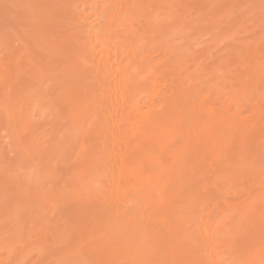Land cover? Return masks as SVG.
<instances>
[{"label": "rangeland", "instance_id": "rangeland-1", "mask_svg": "<svg viewBox=\"0 0 264 264\" xmlns=\"http://www.w3.org/2000/svg\"><path fill=\"white\" fill-rule=\"evenodd\" d=\"M149 2L150 8L139 17L135 11L127 13V17L125 11L105 12L108 15L104 19L110 27L108 40L126 47L130 54L135 51L141 56L143 50L152 52L155 65L152 73L158 78V89L163 93L168 91L166 85L173 83L174 75L198 84L197 96L203 108L214 113L211 124H215L216 130L221 129L216 120L220 116L226 118L227 111L234 115L238 130L261 118L260 115L264 117L261 0ZM101 3L0 0V264H81L83 261V264H128L127 256L134 249L132 240L138 237L135 229L118 231L122 221H126L125 206H122L121 219L114 223L111 222L113 202H102L99 195L93 197L74 189L76 176L89 168L81 155L84 152L96 155L95 138H98L93 130L84 129V123L75 134L68 129L70 122L77 120L78 114L85 113L93 102L98 86L93 72L83 62L91 53L85 32L80 33L78 11L89 16L88 22L94 24L95 15L102 12ZM5 4L17 6L11 10L7 22ZM109 21L113 23L108 24ZM97 31L94 27V33ZM114 69L118 70L117 65ZM36 70L40 72L38 75ZM43 93L49 94L47 102L58 118L45 126L35 117L36 134L31 141V136L22 132L18 114L29 101L34 106L35 97H45ZM230 97L234 101L229 105ZM159 101L160 96L150 92L141 96L142 104ZM221 101H226L228 109L221 108ZM183 108L181 105L178 109ZM9 111L13 112L12 118L8 117ZM193 117L196 127L208 125L204 116L195 113ZM227 124L228 121L223 125ZM253 133L249 134L253 136ZM250 135L241 155L238 133H229L227 136L232 139L220 149V155L228 157L227 167L248 169L244 178L229 190L216 195L211 186L216 177H205L206 170L201 171L196 165L190 169L197 176L190 189L197 201L184 209H177L175 202L170 209H163L168 218L165 228L179 226L183 237L166 235L156 242L149 238L146 249L154 248L158 256L150 260L145 250L144 264H192L190 259L183 258L182 252L190 253V258L194 257L191 254H197L198 261L206 264H213L215 260L217 264H227V253L235 256L237 246L248 235L252 236L250 243L257 236L264 239L263 216L260 227L249 231L247 225H242L237 232L220 236L216 244L206 249L214 252L212 259L203 249L207 246L203 238L209 234L195 232L203 216L204 220L208 216L213 221L234 208L232 217L245 214L249 219L251 214L246 210L264 204V183L259 171L264 160V144ZM145 153L151 155L152 150L147 146ZM96 159L92 158V162ZM35 174L39 178L31 179ZM147 182L142 188L146 189ZM48 188H52L50 192L55 194V199L45 202L41 197ZM169 211L176 216L169 218ZM162 220L153 224L154 231L164 228ZM110 228L117 229L114 233L118 239L108 244L106 236ZM161 231L168 234L166 229ZM250 248L264 258V242Z\"/></svg>", "mask_w": 264, "mask_h": 264}, {"label": "bare ground", "instance_id": "bare-ground-1", "mask_svg": "<svg viewBox=\"0 0 264 264\" xmlns=\"http://www.w3.org/2000/svg\"><path fill=\"white\" fill-rule=\"evenodd\" d=\"M92 1L93 5H97L99 1L102 2V12L95 15L96 20L93 21L94 24H91L88 22L89 16H84L79 10V24H77L79 27L81 24L80 33L85 32L87 48L91 53L89 59L83 58V62L86 63L87 69L93 72L98 86L93 102L87 107L85 113L78 114L77 120L70 122L68 129L70 128L75 134L81 123L82 125L84 123V129L93 130L98 136L95 138L97 153L88 155L84 152L81 155L89 168L84 174L76 176L74 189L78 190V193L84 192L93 197L99 195L102 197V202H113L115 210L111 222L115 223L116 220L121 219L124 212L122 206H125L126 221H122V226L118 231L131 227L135 229L134 232L138 233V237L132 240L135 244H133L134 249L127 256L128 264H144L142 256L145 253L150 254V260L158 256L154 254V251H157L154 248L150 251L146 249V241L149 238L156 242L166 235L174 236V238L178 235L182 236L179 226L173 229L171 226L165 228V225H168V218L167 213H163V209H170L174 202L175 205L177 204V209H184L197 201L193 196L194 193L190 192L197 176L190 169L196 165L201 171L206 170L205 177L215 176L211 186L216 191V195L235 186L236 182L244 178L248 169L242 167L232 170L231 167H227L228 157L221 156L220 149L232 139V137L228 138L229 133L239 134L241 138L240 155L250 132H254L250 138L255 137L264 144V117L260 115L261 118L238 130L239 124L233 122L234 115L227 111L226 118L220 116L216 120L221 128L216 130L215 124H211L214 113L208 109L205 110L201 99L199 100L197 96L198 84L188 82L185 78L179 79V75H174L173 83L167 84L168 91L163 93L158 89V78L152 73L155 68L152 62V52L148 53L143 50L141 56L135 51L130 54L126 52V47L108 40L110 27L104 19L108 15L105 12L108 10L110 13H113V10L117 13L125 11L124 15L127 17L129 13L135 11L139 17L141 13H145L150 8L149 0ZM111 1L113 3L108 5ZM129 2L132 3L127 4ZM106 5L108 7H105ZM112 23L113 21L108 22V24ZM94 27L98 28L96 33H94ZM116 65L118 70L114 69ZM35 73L38 75L40 72L36 70ZM196 73L195 76H199ZM145 92L160 96L158 104H142L141 96ZM179 93H184V96H180ZM48 95L44 94L45 97L41 99L35 97L37 98L33 101L35 105L33 106L29 101L23 105V109L18 114L22 132L30 135L31 141L35 139L36 134L35 127L37 126L33 124L35 117L45 126L52 125L58 118L51 109V104L47 102ZM227 101L230 105L234 99L230 97ZM225 103L226 101L220 102L221 108L228 109L229 106ZM181 105L184 108L179 111L178 108ZM237 108L239 109V106ZM9 113L8 117H11L13 112L9 111ZM195 113L197 116H204V121L208 122V125L205 126L203 123L199 128L196 127L193 117ZM48 117L50 119L47 120ZM227 121L229 124L223 125ZM122 138H124L123 141ZM147 146L152 150L151 155L145 153ZM96 157V161L92 162V158ZM68 163L70 164V161ZM205 165L210 167L206 168L208 166ZM31 177L34 180L39 178L37 174ZM145 181H148L146 189H144L145 186L142 188ZM51 189L48 188L42 194L41 198L45 202L55 199V194L50 192ZM82 197L81 199L84 198ZM167 202H169L168 206H166ZM228 207L231 206L228 205ZM234 211L235 209L231 208L224 216L213 221L208 216L207 220H204V216L200 219L195 232L201 235L207 231L205 233L209 234L203 238L207 241L205 242L207 246L203 247L204 252L208 247L216 244L220 236L235 233L242 225H247L249 231L254 227H260L264 216V204L262 207L254 206L247 209L246 212L251 214L249 219H246L245 214L236 215V218L232 217L231 214ZM168 214L169 218L176 216L174 212L169 211ZM160 218L163 219L164 228L154 231L156 227L153 224L160 221ZM240 219H243L241 223H239ZM226 223H229V226L221 231V227ZM110 229L106 236L108 244L118 239L114 233L117 229ZM164 229L168 234L161 231ZM257 237L254 243H250L252 236L248 235L244 242L237 246L235 256L233 253H227V264L230 261L261 264L264 258L261 257L260 252L250 248L264 242V239L258 238V240ZM213 253V251H208L206 256L213 259ZM181 254L183 258H188L195 264H206L198 261L197 254H191L194 256L191 258L190 253L182 252ZM65 264H70V262ZM213 264H217L216 260Z\"/></svg>", "mask_w": 264, "mask_h": 264}, {"label": "snow or ice", "instance_id": "snow-or-ice-1", "mask_svg": "<svg viewBox=\"0 0 264 264\" xmlns=\"http://www.w3.org/2000/svg\"><path fill=\"white\" fill-rule=\"evenodd\" d=\"M16 7L17 6L15 5H8V4L4 5L6 22L9 19V14L11 10ZM105 7H108V6L106 5ZM260 7H261V13H262V16H261L262 28H264V0H261ZM259 171H260L261 182L264 183V160L261 161ZM117 264H125V262H117ZM192 264H195V262H192ZM229 264H248V262L247 261H230ZM261 264H264V260L261 261Z\"/></svg>", "mask_w": 264, "mask_h": 264}]
</instances>
